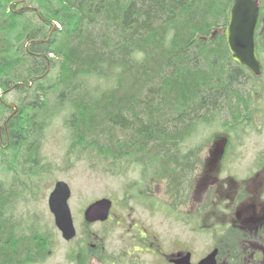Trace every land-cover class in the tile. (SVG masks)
Segmentation results:
<instances>
[{
	"label": "trees",
	"instance_id": "trees-1",
	"mask_svg": "<svg viewBox=\"0 0 264 264\" xmlns=\"http://www.w3.org/2000/svg\"><path fill=\"white\" fill-rule=\"evenodd\" d=\"M232 1L0 0V264L38 261L46 246L13 207L42 172L45 130L62 113L87 159L115 176L136 167L163 185L172 211L188 205L203 147L186 142L229 123L230 97L260 91L218 31ZM259 7L262 58L264 0Z\"/></svg>",
	"mask_w": 264,
	"mask_h": 264
},
{
	"label": "rangeland",
	"instance_id": "rangeland-1",
	"mask_svg": "<svg viewBox=\"0 0 264 264\" xmlns=\"http://www.w3.org/2000/svg\"><path fill=\"white\" fill-rule=\"evenodd\" d=\"M262 22L264 24V15ZM218 31L222 32V29ZM261 59L264 66V55ZM261 81L260 93L253 94L250 103L243 102L236 95L230 97V124L214 122L200 128L186 142L187 146L202 145L203 167L195 173L188 206L176 211L169 208L163 185L142 178L138 168L130 167L115 176L103 169L102 162L91 161L79 153L72 147L71 137L64 125L65 115L62 113L56 117L44 134L41 149L43 170L32 183L25 181L33 189L37 186V190L23 193L13 207L14 219L24 223V230L47 237L42 252L43 261L39 264H71L70 251L84 246L83 242L89 245L99 243L98 234L101 231L109 237L108 246H116L118 215L128 223L138 217L145 226H150L166 240L172 241L184 234L185 245L193 249L196 257L207 251L211 244L209 230L221 228V222L226 221V218H221L225 203L246 188L244 167L254 159V150L264 148V134L259 136L264 131V77ZM90 84L99 89L111 85L94 79ZM17 99L18 94L11 93L4 102L14 109ZM7 115L8 112H5L4 116ZM246 120L250 124L244 123ZM228 163H233L234 167L229 168ZM57 181L65 182L71 191L68 206L77 234L70 244L64 242L56 230L47 206L48 196ZM258 191L261 192L262 188ZM210 192L214 198L211 211L201 218L193 215L194 206ZM101 198L113 200L112 221L103 226H87L83 210ZM72 259L76 261L75 253Z\"/></svg>",
	"mask_w": 264,
	"mask_h": 264
},
{
	"label": "flooded vegetation",
	"instance_id": "flooded-vegetation-1",
	"mask_svg": "<svg viewBox=\"0 0 264 264\" xmlns=\"http://www.w3.org/2000/svg\"><path fill=\"white\" fill-rule=\"evenodd\" d=\"M263 77L264 69L263 75L257 78L259 90ZM259 93L260 91L255 92L254 95ZM247 121L244 123L250 124ZM263 134L264 131L260 132L259 136ZM252 156L254 159L248 161L244 167L243 181L246 188L230 197V202L224 204L221 218H226V221H219L221 228L214 227L209 230L211 244L201 255L196 257L193 249L185 245L184 234L174 237L172 241L166 240L150 226H145L138 217L128 223L118 215L116 246H108L109 237L101 231L98 234L99 243L89 245L83 242L84 246H78L76 250L71 247V264H180L182 262L179 263V260L187 254L190 255V260L187 263L184 261V264H198L211 253L214 254V264H264V148L254 150ZM228 165L229 168L234 167L233 163ZM260 188L261 192L258 191ZM210 194L211 192L194 206L193 215L201 218L211 211L214 198ZM111 201L112 207L107 220L92 225L103 226L112 221L113 200ZM200 205H206L202 213L197 211ZM75 238L76 235L67 243H72ZM73 253L76 254V261L72 259ZM40 255L38 261L30 263H41L43 253Z\"/></svg>",
	"mask_w": 264,
	"mask_h": 264
},
{
	"label": "water",
	"instance_id": "water-1",
	"mask_svg": "<svg viewBox=\"0 0 264 264\" xmlns=\"http://www.w3.org/2000/svg\"><path fill=\"white\" fill-rule=\"evenodd\" d=\"M259 19V0H233L228 9L226 26L222 36L226 42L230 58L233 62L246 68L254 76H260L262 66L259 62L255 32ZM70 189L63 181H57L48 196V209L53 216L54 225L62 239L71 241L76 235L68 200ZM112 202L101 198L89 204L83 212V220L87 224L107 220ZM190 255L179 260L180 264L187 263ZM178 263V262H177ZM198 264H214V254H209Z\"/></svg>",
	"mask_w": 264,
	"mask_h": 264
}]
</instances>
